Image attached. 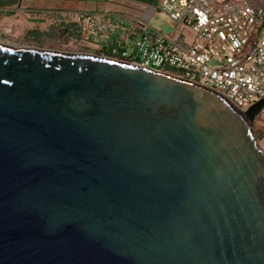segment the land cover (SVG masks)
<instances>
[{"label": "water", "instance_id": "water-1", "mask_svg": "<svg viewBox=\"0 0 264 264\" xmlns=\"http://www.w3.org/2000/svg\"><path fill=\"white\" fill-rule=\"evenodd\" d=\"M263 109L0 42V264H264Z\"/></svg>", "mask_w": 264, "mask_h": 264}, {"label": "built area", "instance_id": "built-area-1", "mask_svg": "<svg viewBox=\"0 0 264 264\" xmlns=\"http://www.w3.org/2000/svg\"><path fill=\"white\" fill-rule=\"evenodd\" d=\"M159 9L170 15L171 33L147 25ZM133 12L119 18L126 20L125 30L114 23L119 15L110 11H78L70 22L85 44L114 40L104 57L198 84L242 114L264 99V5L251 0H159Z\"/></svg>", "mask_w": 264, "mask_h": 264}, {"label": "rangeland", "instance_id": "rangeland-1", "mask_svg": "<svg viewBox=\"0 0 264 264\" xmlns=\"http://www.w3.org/2000/svg\"><path fill=\"white\" fill-rule=\"evenodd\" d=\"M118 1V4L124 5L123 11L130 12V14L124 12L122 15L129 16L134 15L135 9L140 7L142 4H138L132 2L131 0H114ZM254 4L264 5V0H251ZM122 2V3H121ZM107 11V10H106ZM112 12V11H111ZM120 13V12H119ZM117 15V13H113ZM122 15L116 16L114 23L119 26L121 29L125 30L127 28L126 20L122 19V22L119 18H123ZM6 17V16H2ZM1 19V18H0ZM5 25L0 30V42L4 44H9L14 47H36L41 49L53 50V51H62L69 53H78V54H90L95 56L104 57L103 54L100 53V46H98L95 42L85 44L80 41L77 37L76 29L73 27L70 30H66L63 32H55L53 36H45V35H32L27 36L24 28L21 26V22L18 24V29L16 31H12L9 27L10 21L4 20ZM170 15L159 11L151 17L147 25L156 30L160 31L163 34L171 33L172 25H171ZM116 33H121V31L117 30ZM115 36V35H113ZM109 44H114V40L105 41L103 45H105V49L109 46ZM129 48V46H128ZM212 66V65H211ZM252 135L254 137L255 143L257 147L264 152V109L257 115L252 125Z\"/></svg>", "mask_w": 264, "mask_h": 264}, {"label": "crops", "instance_id": "crops-1", "mask_svg": "<svg viewBox=\"0 0 264 264\" xmlns=\"http://www.w3.org/2000/svg\"><path fill=\"white\" fill-rule=\"evenodd\" d=\"M0 30L10 21L9 27L16 31L21 22L22 28L28 31H47L51 27H62L70 22L71 15L78 11H112L117 15L124 12L121 4L114 0H0ZM122 3V2H121ZM120 12V13H119ZM6 16V17H2ZM74 24V23H73ZM6 26V25H5ZM112 40L111 38L108 39ZM104 43V42H103ZM101 42L96 43L101 47Z\"/></svg>", "mask_w": 264, "mask_h": 264}, {"label": "trees", "instance_id": "trees-1", "mask_svg": "<svg viewBox=\"0 0 264 264\" xmlns=\"http://www.w3.org/2000/svg\"><path fill=\"white\" fill-rule=\"evenodd\" d=\"M132 2L138 3V4H142V5H151V6H156L159 0H131ZM3 2L0 1V6H3ZM76 29V25L73 23H67V25H62V27H51L49 28L47 31L41 32L38 30H33V31H28L26 33L27 36H32V35H47V36H53L55 34L54 31L56 32H63L66 31L67 29L70 30L72 28ZM100 53L103 54L104 56L107 55L108 51L105 52V48L101 47L99 48Z\"/></svg>", "mask_w": 264, "mask_h": 264}]
</instances>
